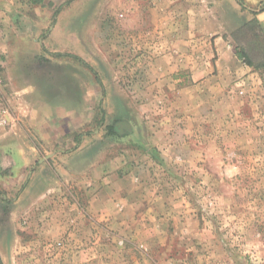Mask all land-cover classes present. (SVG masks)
I'll use <instances>...</instances> for the list:
<instances>
[{
	"label": "rangeland",
	"instance_id": "obj_1",
	"mask_svg": "<svg viewBox=\"0 0 264 264\" xmlns=\"http://www.w3.org/2000/svg\"><path fill=\"white\" fill-rule=\"evenodd\" d=\"M262 5L0 0V104L74 152L1 171V264H264Z\"/></svg>",
	"mask_w": 264,
	"mask_h": 264
},
{
	"label": "crops",
	"instance_id": "obj_2",
	"mask_svg": "<svg viewBox=\"0 0 264 264\" xmlns=\"http://www.w3.org/2000/svg\"><path fill=\"white\" fill-rule=\"evenodd\" d=\"M256 19L264 33V11L258 14ZM0 68H2L1 62ZM0 78L2 79L1 75ZM2 88L0 86V91L3 90ZM9 103V105H6L5 102L0 104V120L4 118L7 122L5 126H0V129L12 124L8 133L4 129L0 130V183L6 177L1 175V171L6 168V165L10 166L18 184L22 180L23 174L39 156L48 157L52 154L53 158L50 160L57 159V157L61 160L60 158L66 157L67 154L74 153L72 150H61L64 144L67 146V143L70 142L68 140L70 135L68 134L66 114L53 109L51 106L37 105L34 100L26 104L16 101L15 103H20L18 104L20 106L14 102ZM11 105L13 110H10ZM6 138L9 140L4 142ZM31 139H39L43 146L40 149L36 148ZM12 143L13 145H11ZM55 151L60 152L56 155ZM44 165L50 166L51 163Z\"/></svg>",
	"mask_w": 264,
	"mask_h": 264
},
{
	"label": "trees",
	"instance_id": "obj_3",
	"mask_svg": "<svg viewBox=\"0 0 264 264\" xmlns=\"http://www.w3.org/2000/svg\"><path fill=\"white\" fill-rule=\"evenodd\" d=\"M42 1L43 0H32V3L33 4H41L42 3ZM259 10H261V11H264V5H262V7L259 9ZM256 12L257 11H253L252 13L253 14H256ZM54 15H56V13L54 14ZM257 24V26H259V23H258V21H257V19L256 20H253L252 22H247V23H245V24H243L241 27L242 28H244V27H247L249 24ZM260 27V26H259ZM260 30H261V34L263 33L262 32V29L260 28ZM240 50V49H239ZM240 53H241V56H242V58L244 59V61L246 62V64L248 65V66H250L251 68H254L255 70H262V69H264V62L263 63H261V64H259V65H255L252 61H251V59H249V57L246 55V53H245V51L244 50H240ZM61 56H65V57H72V58H75L76 60H78L79 62H81L82 64H84V65H86L80 58H78V57H75V56H71V55H61ZM87 68H89L91 71H94V70H92V68L90 67V66H86ZM97 79V81H98V78H96ZM98 83H100L99 81H98ZM0 264H1V261H0Z\"/></svg>",
	"mask_w": 264,
	"mask_h": 264
},
{
	"label": "built area",
	"instance_id": "obj_4",
	"mask_svg": "<svg viewBox=\"0 0 264 264\" xmlns=\"http://www.w3.org/2000/svg\"><path fill=\"white\" fill-rule=\"evenodd\" d=\"M0 86H1V78H0ZM6 123H7V122L5 121L4 118H2V119L0 120V126H5Z\"/></svg>",
	"mask_w": 264,
	"mask_h": 264
}]
</instances>
